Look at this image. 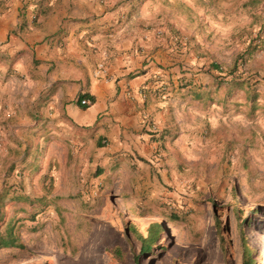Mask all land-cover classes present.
I'll return each mask as SVG.
<instances>
[{"label":"rangeland","instance_id":"rangeland-1","mask_svg":"<svg viewBox=\"0 0 264 264\" xmlns=\"http://www.w3.org/2000/svg\"><path fill=\"white\" fill-rule=\"evenodd\" d=\"M57 1L0 0V20L19 5L3 45L28 37ZM95 2L93 16L86 0L71 2L67 18L101 21L103 8L109 34L159 41L179 59L177 87L202 97L178 107L183 124L158 165L144 159L124 180L46 107L35 63L22 74L20 58L39 41L0 44V236L24 245L0 246V264H244V243L264 264V0ZM154 221L164 224L160 247L144 255L136 229L146 235Z\"/></svg>","mask_w":264,"mask_h":264},{"label":"crops","instance_id":"crops-1","mask_svg":"<svg viewBox=\"0 0 264 264\" xmlns=\"http://www.w3.org/2000/svg\"><path fill=\"white\" fill-rule=\"evenodd\" d=\"M81 1L50 2L35 31L3 45L6 32L18 24L19 5L15 2L0 20V44L11 52L39 41L29 61L26 56L20 58L22 74L28 73L26 62L35 63L38 89L46 97V107L65 126L80 130L82 139L96 150L98 163L113 161L114 177L127 180L134 174L130 168L134 164L138 169L146 165L145 160L158 165L155 154L163 141L172 139L177 124L182 126L178 107L195 101L194 94L189 93L196 87H177L179 59L174 61L171 50L159 41L145 40L142 33L132 36L125 29L109 34L115 23L103 8L101 21L67 18L70 3L74 7ZM84 9V16L97 13L95 0H86ZM101 62L105 71L97 76ZM169 64L177 66L167 68ZM85 93L95 96L88 108L79 101ZM62 113L66 118H61ZM101 137L107 145L99 146Z\"/></svg>","mask_w":264,"mask_h":264},{"label":"trees","instance_id":"trees-1","mask_svg":"<svg viewBox=\"0 0 264 264\" xmlns=\"http://www.w3.org/2000/svg\"><path fill=\"white\" fill-rule=\"evenodd\" d=\"M213 66L216 67L217 64L213 63ZM240 84H244V82ZM191 94H194L195 98L197 99H200L202 97V94L200 92L194 91V93ZM85 97H88L91 100L90 104H92L95 101V96L91 95L90 93L82 94L80 96L79 101L81 102V100L85 99ZM253 100H256V98H253ZM89 105L84 106V108H88ZM163 231H164V224L160 221H154L150 223V225L147 228L146 235L143 232L136 229V236L142 243V247H141L142 254L144 255L154 254V250L160 247V245H158V242L161 239V235ZM0 246L23 247L24 245L23 243H20V241H18V238L13 234V232L9 231L6 236H2V235L0 236ZM244 246H245L244 258H243L244 264H253L252 248L249 247L246 243H244ZM114 251L120 255L122 254L121 249L119 247H116Z\"/></svg>","mask_w":264,"mask_h":264},{"label":"built area","instance_id":"built-area-1","mask_svg":"<svg viewBox=\"0 0 264 264\" xmlns=\"http://www.w3.org/2000/svg\"><path fill=\"white\" fill-rule=\"evenodd\" d=\"M105 67H106L105 63H104V62H101V63L99 64V66H98V70L96 71V75H97V76L102 75V73L105 71ZM81 103H82L83 105H88V104L91 103V100L88 99V98H85V99H82V100H81Z\"/></svg>","mask_w":264,"mask_h":264}]
</instances>
